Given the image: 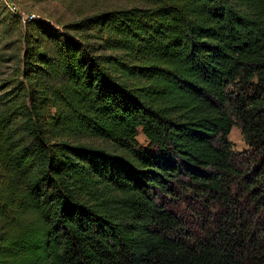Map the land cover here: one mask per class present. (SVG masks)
Returning a JSON list of instances; mask_svg holds the SVG:
<instances>
[{
    "label": "trees",
    "instance_id": "16d2710c",
    "mask_svg": "<svg viewBox=\"0 0 264 264\" xmlns=\"http://www.w3.org/2000/svg\"><path fill=\"white\" fill-rule=\"evenodd\" d=\"M22 43L0 264H264V0H131Z\"/></svg>",
    "mask_w": 264,
    "mask_h": 264
},
{
    "label": "rangeland",
    "instance_id": "374dc122",
    "mask_svg": "<svg viewBox=\"0 0 264 264\" xmlns=\"http://www.w3.org/2000/svg\"><path fill=\"white\" fill-rule=\"evenodd\" d=\"M19 8V14L11 13L0 0V89L8 86L19 70V61L22 54V35L25 22L20 14L27 20L39 19L58 29L63 25L77 21L83 16L106 9L126 7L131 0H14ZM233 142V148L242 151L246 144L240 128L234 126L228 135ZM138 140L144 143V137L139 134Z\"/></svg>",
    "mask_w": 264,
    "mask_h": 264
},
{
    "label": "built area",
    "instance_id": "2783aa9c",
    "mask_svg": "<svg viewBox=\"0 0 264 264\" xmlns=\"http://www.w3.org/2000/svg\"><path fill=\"white\" fill-rule=\"evenodd\" d=\"M3 5L13 14H19V8L14 0H2ZM22 21L25 22L27 20L26 16L20 14Z\"/></svg>",
    "mask_w": 264,
    "mask_h": 264
}]
</instances>
